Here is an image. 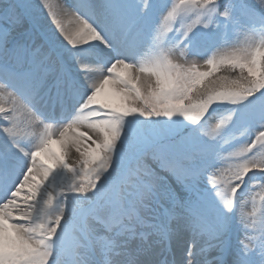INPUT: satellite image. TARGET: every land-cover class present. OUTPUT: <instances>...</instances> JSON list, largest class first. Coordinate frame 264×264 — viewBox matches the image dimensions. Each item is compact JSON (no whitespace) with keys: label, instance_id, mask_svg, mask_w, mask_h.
Returning <instances> with one entry per match:
<instances>
[{"label":"snow or ice","instance_id":"obj_1","mask_svg":"<svg viewBox=\"0 0 264 264\" xmlns=\"http://www.w3.org/2000/svg\"><path fill=\"white\" fill-rule=\"evenodd\" d=\"M0 264H264V0H0Z\"/></svg>","mask_w":264,"mask_h":264},{"label":"rangeland","instance_id":"obj_2","mask_svg":"<svg viewBox=\"0 0 264 264\" xmlns=\"http://www.w3.org/2000/svg\"><path fill=\"white\" fill-rule=\"evenodd\" d=\"M257 202H259L258 197H257ZM250 208H251V205H249V209L248 210H250Z\"/></svg>","mask_w":264,"mask_h":264},{"label":"bare ground","instance_id":"obj_3","mask_svg":"<svg viewBox=\"0 0 264 264\" xmlns=\"http://www.w3.org/2000/svg\"><path fill=\"white\" fill-rule=\"evenodd\" d=\"M55 147V146H54Z\"/></svg>","mask_w":264,"mask_h":264}]
</instances>
